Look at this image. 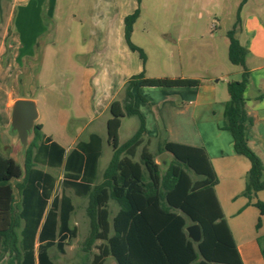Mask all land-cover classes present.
I'll return each mask as SVG.
<instances>
[{
    "label": "trees",
    "instance_id": "1",
    "mask_svg": "<svg viewBox=\"0 0 264 264\" xmlns=\"http://www.w3.org/2000/svg\"><path fill=\"white\" fill-rule=\"evenodd\" d=\"M248 1L242 0L240 9ZM137 3L138 8L124 21L125 39L145 65V52L132 42L142 0ZM241 24L238 16L227 33L229 61L243 71L241 80L227 84L226 129L233 136L236 153L251 164L242 196L263 216L264 202H253L264 192V163L247 138V126L253 119L245 97L250 81L248 50L236 35ZM201 83L197 79L147 78L144 72L132 77L125 85L123 99L113 101L109 109L112 157L99 183L103 141L97 134L67 152L46 137L43 125L37 123L23 164L0 153V260L10 255L17 264H54L50 251L56 248L64 254L78 235V228L71 226L75 205L66 193L71 189L77 197L89 200L90 233L83 244V251L92 256L89 264H105L108 257L117 264H244L216 194L219 178L206 149L163 142L160 152L173 157L163 171L155 154L144 145L146 122L133 104L134 88L197 87ZM126 117H137L140 125L121 142L119 132ZM141 147L140 161H135ZM40 166L64 169L61 195H54L56 177ZM111 201L118 206L113 216ZM188 219L201 228L199 243L189 238ZM260 228L261 219L256 225L257 231ZM257 243L264 260V235L258 236ZM93 248L98 252H92Z\"/></svg>",
    "mask_w": 264,
    "mask_h": 264
},
{
    "label": "rangeland",
    "instance_id": "2",
    "mask_svg": "<svg viewBox=\"0 0 264 264\" xmlns=\"http://www.w3.org/2000/svg\"><path fill=\"white\" fill-rule=\"evenodd\" d=\"M241 3L242 0H143L140 7L143 17L138 27L159 36L167 45L166 48L154 45L160 56L150 58L149 73L154 76L152 78L194 75L217 79L218 73H223L219 89L220 93L226 94L228 82L241 80L242 70L229 61L227 33L234 28L238 16L242 21L254 15L256 10H262L259 14L264 15V0H249L240 9ZM57 8L53 29L43 38L37 57L24 59L22 68L19 69L15 62L13 43L10 50L0 48V72L3 73L0 76L1 84L7 76V90L11 89L14 97L37 101L40 117L36 124H42L46 135L66 149H71L76 141L84 139L94 126L103 122L104 116L109 113L98 115L114 93L117 92L115 100L121 101L126 83L132 77L145 73V69L137 53H134L133 59L125 55L119 57L128 46L125 43L124 21L138 8L137 0H58ZM3 15L0 8V20H3ZM241 29L236 34L239 41ZM179 34L183 36V64L178 61L181 47L173 42ZM12 37L13 34H10L8 42ZM2 38L3 34L0 33V46ZM48 42L51 48L45 50ZM86 50L92 51L91 59L88 63H82ZM170 54L176 57L172 61L169 60ZM169 90L134 88L133 104L141 112L149 132L161 131L164 134L168 130L171 139L180 142V136L189 130L177 128L179 117L175 115L173 106L177 101L169 97ZM5 100L0 97V110H3ZM155 111L161 113L163 123L155 120ZM91 117L96 118L95 122L85 129V120ZM122 121L120 139L125 142L137 131L140 121L137 117H126ZM152 141L144 145L155 154L157 163L165 171L173 157L170 153L160 152L158 139ZM142 147L135 161H140ZM0 153L13 157L20 164L24 162L22 145L11 137L8 129L0 132ZM111 154V148L104 150L99 168L101 172L106 168ZM40 167L57 178L56 194H61L63 169ZM101 180L100 174L98 182ZM66 193L73 198L76 206L71 226L78 228V235L66 247V254H60L56 249L50 253L54 264H88L92 256L85 254L83 244L90 233L87 215L89 200L77 198L72 190ZM110 209L113 216L118 210L117 204L111 201ZM253 223L257 225L258 222ZM191 225L188 219V226ZM261 228L264 235V219L261 220ZM244 257L247 264H255V258L249 259L245 252ZM105 264L117 262L113 257H108Z\"/></svg>",
    "mask_w": 264,
    "mask_h": 264
},
{
    "label": "crops",
    "instance_id": "3",
    "mask_svg": "<svg viewBox=\"0 0 264 264\" xmlns=\"http://www.w3.org/2000/svg\"><path fill=\"white\" fill-rule=\"evenodd\" d=\"M57 6L58 0H0V8H2L4 12L3 20H0V33L3 34L0 48H8L10 50L12 48L11 44L13 43L15 45V62L17 66H19V69L22 68L24 59H34L37 57L36 53L43 38L53 29L54 18L57 15ZM262 12V10H256L254 15H249L245 17V19H242V29L239 34L242 45L248 50L246 65L250 71V81L245 92V97L247 108L250 116L253 119V123L247 126V138L250 147L257 153L264 163V15L259 14ZM142 17L143 12L141 11L139 18L134 25L132 42L145 52L147 57L146 64L144 65L143 62L141 63L145 69L146 77L152 78L154 76H151L149 73L150 58L153 59L156 56H160L157 53L154 45L160 48H166L167 45L159 36H153L151 32L146 30L144 27H138V22ZM10 34H13V37L8 42ZM149 40L153 41V43ZM173 42H175L178 47H181V44L183 43V36L179 34L177 40H173ZM226 42L227 48L229 50L228 37ZM6 44L10 45L6 47ZM45 48V50H49L51 48L49 42L46 44ZM91 52L92 51L89 50L84 52L82 63L89 62L92 55ZM134 53L138 54V52L130 50L127 46V49L124 48L122 55L119 57L125 55L129 59H133L135 58ZM175 58L176 57L174 55H169L170 61ZM178 61L180 64H183L184 59L182 47L178 52ZM190 63L193 64V60L190 59ZM242 71L243 70H241L240 74ZM1 74L3 73L0 72V75ZM217 76V79H215V77L200 78L195 77L194 75H184L181 77L170 75L168 78L171 79H197L202 82L201 85L197 87H160L170 89V93H168L170 94L169 97L174 98L177 101L176 104L173 103L175 115L179 117L177 128H180L181 130L183 128H187L189 132L187 131L185 134H182L180 136L182 141L177 142L171 139L170 132H168V130L164 131V134L161 131H158L157 133L155 131L149 132L147 130L144 144H151L153 142L152 140L158 139V145H161L165 141H170L205 148L219 178V183L215 187L218 200L223 209L225 218L227 219V222L232 230L244 264H247L244 257V252L246 256L249 257V259L255 258V264H264L262 254L257 243L258 236L263 235L262 228L257 231L256 225L253 223L256 220L258 222L259 219H264V215L262 216L260 211L255 206L249 205V200L242 196V192L245 190L246 178L251 164L246 157L236 153L234 149L233 136L231 132L226 129L227 123L225 119V107L229 99V94L228 90L226 94L225 92L220 93L219 85L222 81L221 78H224V74L218 73ZM126 81L127 78H125L124 82ZM6 83L7 76L4 78L3 84H1L0 76V97L2 96L4 100L6 99L3 110H0V132L2 129L9 130L11 123L12 102L19 98L25 99L24 97H14L12 90H7ZM116 96L117 92H115L114 95L108 100L107 104L105 105L102 112H100L98 117H100L102 114L103 116L106 113L109 114L104 116L105 118L102 120L103 122L94 126V128L88 132L84 139L76 141L71 149H66L63 145L60 143L59 144L63 146L67 152H69L80 141L87 142L89 141L92 134H97L102 138L103 141V156L104 150L111 148L108 142L107 123L111 117L109 109ZM159 104L160 102L157 104V106ZM154 115L157 122L160 121L163 123L161 117L162 115L159 111L157 113L155 111ZM94 119L96 118L91 117L85 120V129H89L90 126L94 124ZM121 128L119 136L121 133ZM45 136L50 137L46 134ZM102 156L99 160V168ZM103 172H101L99 169L98 180L100 174L103 176ZM97 183L99 182L97 181ZM61 194H56L55 189L54 195ZM256 201L264 202V192H259L257 194L253 202ZM100 244L101 242H97V245ZM70 245L71 243L67 246ZM54 249L56 248H53L52 250ZM66 252L64 254H66ZM92 252L96 253L98 250L93 248ZM258 258L260 260H258ZM0 264H17V261L14 256L5 255L0 260Z\"/></svg>",
    "mask_w": 264,
    "mask_h": 264
},
{
    "label": "water",
    "instance_id": "4",
    "mask_svg": "<svg viewBox=\"0 0 264 264\" xmlns=\"http://www.w3.org/2000/svg\"><path fill=\"white\" fill-rule=\"evenodd\" d=\"M39 117L40 113L36 100L19 98L12 102L9 133L14 140L21 143L24 157L30 142L33 140ZM187 231L193 242L199 243L201 241L202 233L198 224H192L187 228Z\"/></svg>",
    "mask_w": 264,
    "mask_h": 264
}]
</instances>
